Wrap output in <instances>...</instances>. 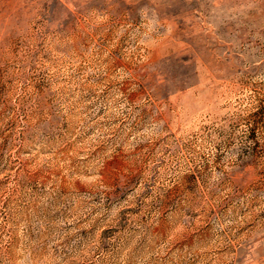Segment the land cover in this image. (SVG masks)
<instances>
[{
  "label": "rangeland",
  "instance_id": "1",
  "mask_svg": "<svg viewBox=\"0 0 264 264\" xmlns=\"http://www.w3.org/2000/svg\"><path fill=\"white\" fill-rule=\"evenodd\" d=\"M0 264H264V0H0Z\"/></svg>",
  "mask_w": 264,
  "mask_h": 264
}]
</instances>
